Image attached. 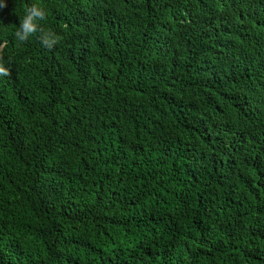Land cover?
I'll return each instance as SVG.
<instances>
[{
  "label": "trees",
  "instance_id": "16d2710c",
  "mask_svg": "<svg viewBox=\"0 0 264 264\" xmlns=\"http://www.w3.org/2000/svg\"><path fill=\"white\" fill-rule=\"evenodd\" d=\"M0 8V264H264V0Z\"/></svg>",
  "mask_w": 264,
  "mask_h": 264
},
{
  "label": "clouds",
  "instance_id": "9594fccd",
  "mask_svg": "<svg viewBox=\"0 0 264 264\" xmlns=\"http://www.w3.org/2000/svg\"><path fill=\"white\" fill-rule=\"evenodd\" d=\"M6 3V0H0V8ZM43 0H31L22 12L17 15L19 23L16 24L12 35L17 43H23L34 37L46 48L51 49L58 41V35L51 28L45 27L41 21L47 14ZM10 69L7 62L0 60V76L7 75Z\"/></svg>",
  "mask_w": 264,
  "mask_h": 264
}]
</instances>
